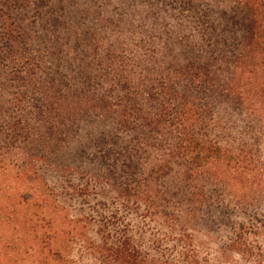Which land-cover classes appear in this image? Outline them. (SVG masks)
Listing matches in <instances>:
<instances>
[{
	"label": "rangeland",
	"instance_id": "rangeland-1",
	"mask_svg": "<svg viewBox=\"0 0 264 264\" xmlns=\"http://www.w3.org/2000/svg\"><path fill=\"white\" fill-rule=\"evenodd\" d=\"M69 4L70 14L62 25L67 37L54 44L61 53L43 68L42 84L36 82L50 86L54 104L60 88L69 93L60 101V111H48L54 121L39 116V100L46 96L37 93L33 83L18 87L13 77H6L0 85V264H100L89 243L116 242L125 235L150 260L189 264V256H194L199 264H264L262 194L251 192L259 210L239 206L226 183L216 182L214 168L203 169L194 178L205 195L198 217L178 225L161 212H149L143 203L124 202L113 188L119 180L145 177L155 159L135 158L131 172L113 157L115 147L105 159L78 151L102 130L103 122L94 102L89 107L83 97L73 94L85 77L77 74L78 67L96 65L97 69L100 60L169 67L175 58H164L159 51L166 48L169 53L174 37L165 34L164 23L156 15L166 4L128 0H71ZM186 24L199 28L183 34L193 33L201 40L200 16L187 18ZM213 31L223 42L217 28ZM46 38L40 28L32 39L35 48ZM56 38L57 34L52 37ZM225 38L226 44L234 43L227 34ZM79 57L87 60L82 64ZM97 74L103 78L106 72L97 70ZM18 91L23 95L20 102L15 99ZM50 122H55L52 127ZM93 148L106 147L96 141ZM175 184V174H161L153 185L162 191L174 189ZM171 202L173 206L161 210L182 221L180 202ZM248 226L258 229L246 235ZM235 241L244 242L246 255L235 253L242 246Z\"/></svg>",
	"mask_w": 264,
	"mask_h": 264
},
{
	"label": "trees",
	"instance_id": "trees-1",
	"mask_svg": "<svg viewBox=\"0 0 264 264\" xmlns=\"http://www.w3.org/2000/svg\"><path fill=\"white\" fill-rule=\"evenodd\" d=\"M70 1L0 0V85L6 77H13L18 87L33 83L37 93L46 96L39 100L38 114L50 121L55 118L50 109L60 111V101L69 93L60 88L54 104L50 86L37 83L43 82L39 79L46 75V64L61 53L54 44L67 37L62 25L70 14ZM128 1L166 4L162 13H155L165 34L174 38L169 53L161 48L159 55L175 59L169 67L102 60L97 69L78 67L77 74L85 77L73 94L83 97L89 107L95 103L103 118L102 130L78 151L105 159L115 147L112 155L127 171L134 168L135 158L155 159L145 177L125 182L118 178L113 188L124 202L143 203L149 212H161L178 225L198 217L205 195L194 178L203 169L214 168L216 182L226 183L237 205L259 210L251 192L264 196V0H218L219 5L214 0ZM196 15L203 23L201 40L193 33L183 34L197 31L199 25L186 24ZM40 28L47 38L35 48L32 39ZM215 28L223 42L215 37ZM55 34L58 38L52 39ZM226 34L234 43L226 44ZM186 36L190 39L183 40ZM118 55L111 52L115 58ZM79 59L82 64L87 60ZM97 70L106 72L103 78ZM15 99L22 101V92ZM96 141L105 150L93 148ZM161 174H175L174 189L161 191L153 185ZM169 199L180 202L182 221L161 210L173 206ZM257 229L248 226L246 235ZM132 242L125 235L116 242L89 243L88 249L100 264H173L143 257ZM236 244L242 245L239 250L245 245ZM243 249L235 253L243 255ZM189 259V264H199L194 256Z\"/></svg>",
	"mask_w": 264,
	"mask_h": 264
}]
</instances>
